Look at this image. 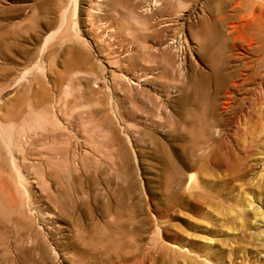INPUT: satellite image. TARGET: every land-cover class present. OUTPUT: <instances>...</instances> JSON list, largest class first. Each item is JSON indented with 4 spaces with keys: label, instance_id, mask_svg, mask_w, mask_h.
<instances>
[{
    "label": "rangeland",
    "instance_id": "rangeland-1",
    "mask_svg": "<svg viewBox=\"0 0 264 264\" xmlns=\"http://www.w3.org/2000/svg\"><path fill=\"white\" fill-rule=\"evenodd\" d=\"M238 2L245 0H0V128L16 96L46 92L54 99L52 108L60 109L55 119L40 112L13 122L8 137L0 136L2 154L8 159L10 145L23 175L19 180L9 160L10 179L6 171L0 173V264H77L66 244L73 226L56 208H47L35 170L38 163L43 168L35 153L42 146L32 144L33 136L57 129L78 153L97 160V186L104 193L118 181L129 184L128 173H134L135 186L124 200L127 211L136 210L140 249L154 239L156 216L164 211L169 223L164 237L176 235L179 243L193 245L188 256L179 255L173 264H264V106L249 97L257 79L228 74L220 84L213 72L219 60L214 47L222 36L229 37L227 56L236 53L232 39ZM81 51L88 54L89 69L68 71ZM229 60L228 70L236 61ZM233 81L237 86L230 93ZM243 93L248 94L242 106L246 119L220 126L224 131L238 127L232 162L192 170L195 186L180 189L168 206L158 177L170 120L179 110L199 111L205 103L213 112L228 114ZM72 98L78 103L71 108L65 102ZM59 168L70 193L74 177L92 192L77 158L71 164L62 159ZM168 207L175 211L166 215ZM34 229L53 233V239L46 237L41 247ZM150 253L139 264H170L168 252ZM93 260L90 255L84 259L86 264Z\"/></svg>",
    "mask_w": 264,
    "mask_h": 264
},
{
    "label": "bare ground",
    "instance_id": "bare-ground-1",
    "mask_svg": "<svg viewBox=\"0 0 264 264\" xmlns=\"http://www.w3.org/2000/svg\"><path fill=\"white\" fill-rule=\"evenodd\" d=\"M238 3L239 6L234 15H238L239 18L236 21L237 23L234 24L236 34L234 33L232 39L236 53H233L234 55L228 54L230 56H227L226 50L229 37L228 35L222 36L214 47V53L219 55V60L217 58L218 64L214 67L213 72L217 74L216 78L219 79L220 84L224 83V79L227 78L228 74L232 78L240 76L238 79H257V81L252 82V87L249 88L250 90H257L255 93L252 92V96L249 95V97L253 100L251 103L254 105L260 103L264 106V2L245 0L244 3ZM207 44V39H205L203 45ZM231 56L236 61L233 64V68L228 70L227 63L230 61ZM87 61L88 54L81 51L77 62H70L68 71L73 70L74 67H82L87 71L89 69L86 66ZM232 86L230 93L235 90L234 87L237 86V82L233 81ZM249 89H246V91ZM90 94L91 91H88L85 97L89 99ZM247 95L240 96V100L235 104V110L228 114H222L223 111L213 112L205 103L206 106L203 105L204 108L202 107V110L199 111L179 110L178 117L170 120L168 151L162 157L159 155L163 170L158 177L164 191L168 195V206H172V201L174 202L180 189L188 192L190 188L195 186L192 170L202 171L207 170L210 164L217 165L223 162H232L233 140L237 134L238 127L235 130L224 131L220 126L228 125L230 121L237 124L242 123V120L246 119L247 112L243 111L242 106L243 99L247 98ZM14 100L15 102L7 109L5 124L1 125V137L7 136L8 127L13 122L25 120L29 116L37 115L40 112H46L51 116L50 118L55 119V112L60 111L58 108H52V106L54 107V99L47 95L46 92L43 95L30 97L20 95L16 96ZM226 102L227 105H224L223 109L228 108L230 100L227 99ZM65 103L72 108L78 102L76 98H72L66 100ZM63 142L65 145L61 146ZM32 144L42 146V149L40 148L35 153L39 155L43 168L39 167L40 164L38 163L35 170L40 178L39 183L46 191L47 208H56L58 215L70 221L73 226L71 234H68L66 238V244L71 247V254L76 258L77 264H86L84 259L87 255L95 258L94 262L91 261L92 264H139L140 261L138 262V260L144 259L151 254L150 252L157 256L168 252L171 256V260L168 262L173 264L179 255L186 257L192 251L191 246L193 245L189 247L187 242L179 243L176 235L170 236L167 234L169 237H164L166 234L163 235V233L167 231L165 228L169 227V223L164 221V211L159 212L156 216L155 227L152 232L154 239L151 242L147 241L145 247L142 246L141 249L138 247L136 210L127 211L126 207L128 204L124 200L125 193L135 186L133 172V174L128 173L129 184L123 185L124 183L122 184L118 181L115 183L114 188L108 186L110 191L106 194L97 186L98 178H100L97 160L88 153H78L75 147L70 145L68 136L59 129L34 135ZM155 145L156 147L162 146L157 139L155 140ZM2 151L3 148L0 145V167L2 169L0 173L2 174V171H6L8 173L7 177L10 179V170L8 171L9 160L10 163L14 164V170L19 180L20 178L22 180L21 169L15 164L14 150L9 145L7 150L8 159L2 154ZM121 153H118L119 158H122L120 157ZM74 158H77L84 173H86L89 181L93 184V190L90 194L81 188L76 181V177L72 181V192L70 193V190H68L67 178L61 174L59 164L62 159L71 164ZM180 167L190 171V174L184 175ZM71 170H74L73 166H71ZM45 177L50 179L49 184L44 180ZM106 180L108 184L111 179L107 177ZM8 185L10 188L12 187L10 183ZM50 186H53V189ZM170 207H168L166 215L169 214V210L170 214L175 211L174 208ZM31 212L33 214L36 213L35 210H31ZM95 212L97 213V218L93 219ZM87 231L90 232L86 233ZM32 234L34 240L37 241L36 244L38 243L41 247L44 245L46 237L50 240L53 239L54 235L53 233L52 235H42L37 229H34ZM2 240L3 234L0 231V241Z\"/></svg>",
    "mask_w": 264,
    "mask_h": 264
}]
</instances>
